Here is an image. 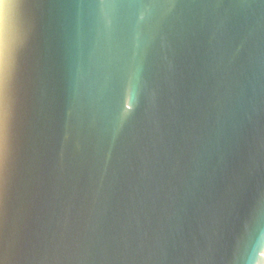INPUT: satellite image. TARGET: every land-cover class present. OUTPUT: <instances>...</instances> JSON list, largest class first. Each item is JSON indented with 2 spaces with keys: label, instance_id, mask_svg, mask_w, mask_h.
I'll return each mask as SVG.
<instances>
[{
  "label": "water",
  "instance_id": "95a60500",
  "mask_svg": "<svg viewBox=\"0 0 264 264\" xmlns=\"http://www.w3.org/2000/svg\"><path fill=\"white\" fill-rule=\"evenodd\" d=\"M0 264H264V0H13Z\"/></svg>",
  "mask_w": 264,
  "mask_h": 264
},
{
  "label": "snow or ice",
  "instance_id": "6c2138e0",
  "mask_svg": "<svg viewBox=\"0 0 264 264\" xmlns=\"http://www.w3.org/2000/svg\"><path fill=\"white\" fill-rule=\"evenodd\" d=\"M13 3V0H0V18L9 14V5ZM7 55V45L0 36V162H2L7 139L10 131V116L6 108L5 97V61Z\"/></svg>",
  "mask_w": 264,
  "mask_h": 264
}]
</instances>
